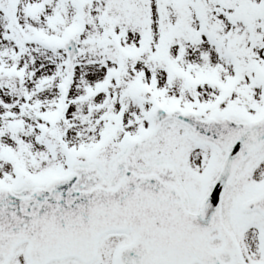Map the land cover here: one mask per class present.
Wrapping results in <instances>:
<instances>
[{
  "label": "snow or ice",
  "instance_id": "obj_1",
  "mask_svg": "<svg viewBox=\"0 0 264 264\" xmlns=\"http://www.w3.org/2000/svg\"><path fill=\"white\" fill-rule=\"evenodd\" d=\"M0 264H264V0H0Z\"/></svg>",
  "mask_w": 264,
  "mask_h": 264
}]
</instances>
